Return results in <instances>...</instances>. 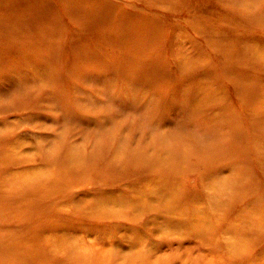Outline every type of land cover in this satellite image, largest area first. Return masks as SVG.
<instances>
[{"label":"rangeland","instance_id":"374dc122","mask_svg":"<svg viewBox=\"0 0 264 264\" xmlns=\"http://www.w3.org/2000/svg\"><path fill=\"white\" fill-rule=\"evenodd\" d=\"M108 2L89 22L0 0V264H264V0ZM154 141L191 148L155 173L130 153ZM153 180L196 194L199 221L174 211L155 239V212L92 227L63 205L147 208ZM60 233L76 252L54 251Z\"/></svg>","mask_w":264,"mask_h":264},{"label":"bare ground","instance_id":"6f19581e","mask_svg":"<svg viewBox=\"0 0 264 264\" xmlns=\"http://www.w3.org/2000/svg\"><path fill=\"white\" fill-rule=\"evenodd\" d=\"M65 1H66L67 8H69L72 11L73 15L75 14L78 20L82 19V20H88L89 22H93V17H98L100 15L101 16V17L99 16L100 19H103L105 18L106 15L108 16L110 12V10H108L109 3H110L108 2V0H65ZM76 8H79L81 10L76 11L75 10ZM78 12H80L81 14L78 15ZM141 22H144L143 18H141ZM137 30L143 31L144 28L134 27L132 33L136 32ZM35 74H36L35 76H38V77L41 75L39 73H35ZM205 104L206 103L200 102L199 110L207 109L205 107ZM121 141L119 145H123L125 142V140L123 141V139H121ZM141 141L142 140H140V142ZM182 141L184 140H181L180 142ZM137 143L138 142H136V145ZM141 144L142 146L137 145L136 149L133 148L135 150H132L131 148L130 153L135 151L137 154L136 157L137 158L141 157L142 161L140 162H144L146 166L159 163V167L157 171H155V173H161L165 171V169L167 168L176 167V165L180 163L179 161L180 154L181 153L183 154L184 151L190 150L191 148L190 145H185V143H183L182 144L183 149L180 153L178 151L176 152L166 151L165 147L158 146V144L155 141L153 143L148 142V143H141ZM139 148H141V151H139ZM74 155H78V152L76 151ZM99 155H103V154H99ZM67 160L68 162L66 163V165L73 167V163L71 161V155L69 156ZM112 168L115 169L114 171H118L121 169V168H116L115 165H113ZM73 169H76L75 171H77L78 167H74ZM202 187H204L205 189H208L204 180H203ZM57 189H59V187H55L56 191ZM145 191L151 192L152 194L147 199H144L141 201V203L143 202L146 203L147 208H142V206L136 205V204L130 205V204H125V203H123L124 207L118 208V204L116 203V201L106 204V202L100 199H97V196H95L92 199H89L87 198V195H82V197L77 198L75 201H72L70 203H64L63 205L66 208H69V212L72 211L76 215H79L80 217L85 218L86 221H88V223H90L92 227L108 225V224L112 225V223H109V221H112L113 219H116V221H132V222L135 221L136 219L142 220L144 216L155 212L153 213V216L150 219L149 218L147 219L148 221L146 222V224L144 223V226H142L143 230H146L145 227H148L151 224L156 225L159 221H161V219L168 217L170 213L173 214L174 211H180L182 216L187 215V213H189L190 211L189 209H186L183 206V202L185 201V199H190L192 201L191 204L194 203L192 206H196L199 203L198 200H197L198 202L197 201L195 202V200L197 199V196H195L196 194H193L190 197V195L185 191L184 185H176V184L175 185L174 184L163 185V184L155 183V181L153 180L151 185L149 184L146 186ZM207 195H208L207 197L210 199L209 191ZM60 209L63 210L62 206H60ZM195 213H196L195 210H193L191 214L189 213L190 215L189 218L192 217V219L190 220L192 222L199 221L200 219L198 215H196ZM157 214H161L163 218L161 217L157 218V216H154ZM162 221L160 223L161 225H162ZM180 221L184 222L182 219H180ZM68 227L70 230L73 229L71 225H68ZM82 229L85 230L84 228ZM132 230L133 229H129L123 237H130L132 235L130 231ZM162 230L164 229L162 228ZM90 231H92V228L86 229V232H90ZM136 231H140V230L136 229ZM146 232L149 233V236L151 235V237L155 239H160L158 236L159 233L157 232H161V229L152 227V229L146 230ZM140 235L141 234L139 233L138 236ZM56 238L57 239L55 240L56 245L54 246V249H55L54 251H63V252L75 251L76 252L74 245L72 246V244L74 243L72 241L74 239L73 237H69L66 233L62 235L60 233L59 236ZM58 239H61V240L63 239L64 242L60 243L57 241ZM114 247L116 250L120 249L121 253L120 252L117 253L119 255L118 258L126 256L122 254V252L126 247H128V245L124 246V244L118 243L114 245ZM128 255L126 256L127 258L130 257Z\"/></svg>","mask_w":264,"mask_h":264}]
</instances>
